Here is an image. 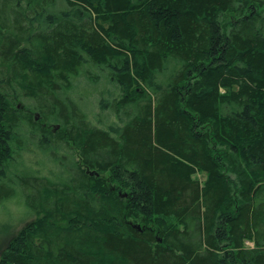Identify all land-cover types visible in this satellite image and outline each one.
<instances>
[{
	"label": "trees",
	"instance_id": "16d2710c",
	"mask_svg": "<svg viewBox=\"0 0 264 264\" xmlns=\"http://www.w3.org/2000/svg\"><path fill=\"white\" fill-rule=\"evenodd\" d=\"M22 128L58 168L0 264H264V0H0V183Z\"/></svg>",
	"mask_w": 264,
	"mask_h": 264
},
{
	"label": "rangeland",
	"instance_id": "374dc122",
	"mask_svg": "<svg viewBox=\"0 0 264 264\" xmlns=\"http://www.w3.org/2000/svg\"><path fill=\"white\" fill-rule=\"evenodd\" d=\"M85 72L90 73L92 76H98L99 80L96 78L92 82L87 79L88 74L86 76L84 74L81 75L74 81V87L70 96L82 105L93 125L107 128L109 123L114 120L112 114L107 109V103H111L118 96V90L115 85L107 81L96 69L87 67ZM102 102L103 104H101ZM22 129L23 137L19 145L22 146L24 151H21L20 155L16 157V161L14 162L16 169L11 167V175H9L10 179L8 182L0 183V198L4 197L8 191L15 190V194L11 198L0 202V256L13 238L25 226L36 219V216L23 203V193L13 178L14 174H20L28 168L39 171L42 175L47 176L49 171L56 172L58 168L57 163L50 161L48 156L39 151L36 147V140L29 139L24 128ZM59 157L60 152L57 154V158Z\"/></svg>",
	"mask_w": 264,
	"mask_h": 264
}]
</instances>
